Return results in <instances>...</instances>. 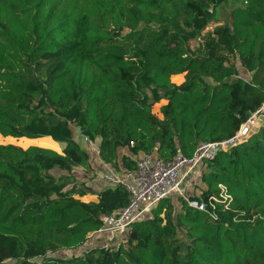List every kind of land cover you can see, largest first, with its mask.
<instances>
[{"label":"trees","instance_id":"obj_1","mask_svg":"<svg viewBox=\"0 0 264 264\" xmlns=\"http://www.w3.org/2000/svg\"><path fill=\"white\" fill-rule=\"evenodd\" d=\"M228 1L0 0V135L63 146L0 144V264H264V116L203 164L199 195L188 194L219 199L225 187L231 201L215 202L216 219L174 195L130 225L125 245L87 247L128 193L65 181L89 161L73 124L100 139L99 159L122 176L139 154L190 158L202 142L227 140L263 106L264 0H239L197 41Z\"/></svg>","mask_w":264,"mask_h":264},{"label":"built area","instance_id":"obj_2","mask_svg":"<svg viewBox=\"0 0 264 264\" xmlns=\"http://www.w3.org/2000/svg\"><path fill=\"white\" fill-rule=\"evenodd\" d=\"M263 107L264 104L231 138L202 142L197 145L190 158L184 157L177 149L175 156L165 161L154 151L151 154H139L135 168L122 176H117L106 168L103 182L111 186L122 185L128 193L127 204L113 214L102 217V226L88 233L86 246L99 244L104 248L109 247L118 237L129 231L131 224L147 217L160 200L174 195L181 196L188 206L201 212H208L213 219H216L215 202H221L223 209L226 210L231 201V196L226 193L225 187L218 185L219 199L209 196L206 201L189 200L184 196V192L198 179L205 162L212 161L218 152L229 151L248 138L253 132L255 117ZM186 182L188 183L185 184Z\"/></svg>","mask_w":264,"mask_h":264},{"label":"rangeland","instance_id":"obj_3","mask_svg":"<svg viewBox=\"0 0 264 264\" xmlns=\"http://www.w3.org/2000/svg\"><path fill=\"white\" fill-rule=\"evenodd\" d=\"M226 4L227 5H223L222 7H219V8L216 9V12H215V18L216 19H214L215 21H212L209 24V26L200 34V36L197 39L198 43L203 44L205 42V38L207 37V34L212 32L213 29L216 26L227 22V20L229 18V15H230L231 9L233 7L238 6L240 4V2L237 1V0L236 1L230 0ZM196 46H197L196 42H192L190 48L192 49V48H195ZM217 51L220 52V53L226 54L228 59H230L232 62H235L237 65H239L238 64V59H236L234 54L227 53L228 49L225 46H220L217 49ZM239 72H242V69L240 67H239ZM182 81H183V74H178V75L173 76L171 78V82L176 84V85H179ZM165 102L166 101L164 99H161L159 102L153 104L152 112L159 119L162 118L161 107L165 104ZM260 116H264V107L259 112V114L255 117V121L254 122H256V120ZM256 129H254V130H256ZM71 131H72L73 139L78 143V145L81 147V149L88 154L89 161H88V165L87 166L77 167L73 171H71L72 174L68 173L67 178H65L66 185H68L67 187L69 188L72 185L80 186V185L84 184L85 182H88V184L90 185V182H93L95 180H98L99 182H101V184L104 185L103 176L107 172V170H106L107 166L99 159L100 157H99V154H98V145H99V140L100 139L97 138L95 141L88 140L84 136L82 131L79 129V127L74 125V124L71 125ZM0 138H3V139H0V144L1 145H7L8 144V145H12V146L21 148L23 150L26 149L29 146H33L34 145V146H39L41 148H48V149L54 150V151H56L58 153H61L62 148H63V146L60 145V144L59 145H55V146H50V145H43L40 142L31 143V144H21L19 142V140L20 139H24V138L16 139V138H12V137H3L1 135H0ZM39 139L43 140V138H39ZM32 140L41 141V140H38V139H32ZM93 162H95V163H93ZM116 172L119 173L120 171L117 170ZM51 173L54 176L55 175L58 176L61 173V171L56 169V170H54ZM187 183L188 182H186L185 184H187ZM190 184L188 186H190ZM188 186H187V188H188ZM200 188H201L200 187V182L197 179L195 182L192 183V185L187 189V191L184 192V196L188 197V194L192 193V196L196 197L197 195H199ZM90 198H89V196L88 197H83L82 200L88 202V201H90ZM95 198H96V196H95ZM121 237L122 238L118 237V239L111 246L112 248H115L120 243L125 245V241L123 239L124 237L123 236H121Z\"/></svg>","mask_w":264,"mask_h":264},{"label":"crops","instance_id":"obj_4","mask_svg":"<svg viewBox=\"0 0 264 264\" xmlns=\"http://www.w3.org/2000/svg\"><path fill=\"white\" fill-rule=\"evenodd\" d=\"M239 1V0H238ZM47 138V140L50 142H45V143H47V144H49L50 146L52 145V146H55V145H59L58 143H55L54 141H52L51 140V138H49V137H46ZM34 146V145H33ZM37 147H39V146H37ZM93 163H95V162H93ZM107 168V167H106ZM108 169V168H107ZM86 184H88V182H85ZM89 185V184H88ZM90 185L91 186H93V187H95V188H93V189H95V190H98V189H101V188H103L104 187V185L103 184H101V182H99L98 180H95V181H93V182H90ZM89 196V198H90V201H96V198H95V196L94 195H87V196H85V197H88ZM94 198H93V197Z\"/></svg>","mask_w":264,"mask_h":264}]
</instances>
